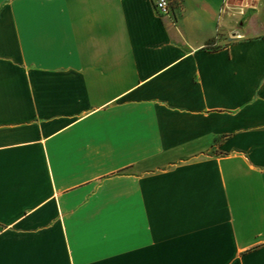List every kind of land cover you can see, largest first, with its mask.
Listing matches in <instances>:
<instances>
[{"label":"crops","instance_id":"obj_1","mask_svg":"<svg viewBox=\"0 0 264 264\" xmlns=\"http://www.w3.org/2000/svg\"><path fill=\"white\" fill-rule=\"evenodd\" d=\"M0 0V264H264V0Z\"/></svg>","mask_w":264,"mask_h":264},{"label":"built area","instance_id":"obj_2","mask_svg":"<svg viewBox=\"0 0 264 264\" xmlns=\"http://www.w3.org/2000/svg\"><path fill=\"white\" fill-rule=\"evenodd\" d=\"M156 8L159 11V13L164 15H170L171 0H157Z\"/></svg>","mask_w":264,"mask_h":264}]
</instances>
